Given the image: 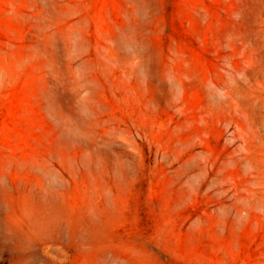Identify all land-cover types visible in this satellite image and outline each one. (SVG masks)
<instances>
[{"label": "rangeland", "instance_id": "obj_1", "mask_svg": "<svg viewBox=\"0 0 264 264\" xmlns=\"http://www.w3.org/2000/svg\"><path fill=\"white\" fill-rule=\"evenodd\" d=\"M0 264H264V0H0Z\"/></svg>", "mask_w": 264, "mask_h": 264}]
</instances>
